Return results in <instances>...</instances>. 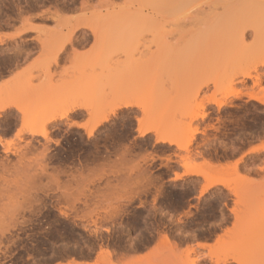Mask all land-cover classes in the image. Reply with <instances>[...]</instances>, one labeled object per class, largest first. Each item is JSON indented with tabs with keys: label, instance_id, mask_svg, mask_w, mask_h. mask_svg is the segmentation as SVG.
Masks as SVG:
<instances>
[{
	"label": "rangeland",
	"instance_id": "obj_1",
	"mask_svg": "<svg viewBox=\"0 0 264 264\" xmlns=\"http://www.w3.org/2000/svg\"><path fill=\"white\" fill-rule=\"evenodd\" d=\"M246 3L95 0L87 8L85 0L80 5L77 0H0V43L20 41L17 70L7 77L0 74V107L13 100L37 121L60 115L73 103L84 106L69 119L47 125L46 140L35 135L27 147L31 137L26 130L8 137V130L0 128L1 138L9 142L7 148L0 146V221L10 208L36 197L10 231L0 229V264L83 256L85 248L93 255L91 230L108 222L103 219L107 213L91 202V188L71 201L55 189L70 179L59 172L74 171L80 157L93 151L109 152L107 141L125 135L116 124L97 135L118 112L130 113L138 128L148 130L142 136L151 134L154 143L149 149L133 142L126 160L94 180L95 186L120 190L126 209L109 217L105 232L110 238L95 252V264H247L261 258L264 159L257 153L241 170L242 159L236 158L259 141L253 132L264 120V72L258 68L244 76L264 58V51L254 54L264 49V24L259 10ZM44 18L53 19L54 26L31 22ZM33 31L34 37L24 39ZM135 85L143 90L133 104L142 108L110 114L123 90ZM220 102L226 106L217 108ZM15 110L7 109L15 113L18 131L21 120ZM97 122L101 125L88 136L85 130ZM146 169H154L150 183ZM176 169L197 171L201 187L210 180L223 183L214 188L231 202L230 225L223 214L219 221H195L191 209L198 210L199 200L192 205L188 196L194 190L187 193L184 181L175 187L169 173L180 175ZM177 197L189 211L178 209ZM145 220L156 222L147 239L140 233Z\"/></svg>",
	"mask_w": 264,
	"mask_h": 264
},
{
	"label": "snow or ice",
	"instance_id": "obj_2",
	"mask_svg": "<svg viewBox=\"0 0 264 264\" xmlns=\"http://www.w3.org/2000/svg\"><path fill=\"white\" fill-rule=\"evenodd\" d=\"M81 0H77V5H80ZM95 4V0H85L84 6L91 8ZM250 9H258L261 23L264 24V0H247L245 5ZM32 23L35 24H47L48 26H54L55 21L53 19H36L32 20ZM35 32H29L24 39H29L34 37ZM19 38L12 40L8 39L0 43V74H3L5 77L14 73L17 69L16 65V44H18ZM71 52V46L66 47L65 54ZM260 71L264 72V65L260 66ZM248 84L251 87L253 81L248 80ZM261 103L264 104V99L261 100ZM264 112V109H261ZM15 113L11 111H0V128H6L8 131L5 133L6 136L11 137L16 133V128L18 125L13 124ZM112 124L121 126L124 129L125 135L118 138H113L107 141L109 152H105L103 148L99 151H93L87 156L80 157L79 166L73 165L74 171L64 173L59 172L58 175H67L70 177L68 181L64 183L63 186L56 188L55 190L60 194V198L64 200H75L78 198L79 194L87 193L89 188L92 192L95 193L91 197V202L95 203L96 206L107 213L106 217H103L104 220H107V223L100 222L98 226L91 231L94 233L90 240V246L93 251V255L88 254V249L85 248L84 255H75L73 256H57L55 260L48 262L37 261V264H72V260H75V264H95L94 254L98 252L101 247L105 246L106 241L110 238L105 229L111 227V221L109 217L119 216L125 212L124 202L121 199V191L113 186L105 188L103 184L99 186L94 185V180L102 172L108 171L110 168L118 166L124 160L128 158L131 154L129 149L132 148L133 142L137 145L143 146L148 145L149 149L154 143V138L151 134L146 136H141L137 140L139 135L138 122L127 112H118L114 117H112L108 123L101 127L97 133H103L106 128H109ZM253 134L259 135V141L253 140L251 145L243 148L241 152L237 153V159H242L241 170L244 167L252 164L256 159L255 154L259 153L260 159H264V120H261L254 128ZM260 145L257 147V145ZM154 169H146L144 172L146 182H151L155 179L151 173ZM176 172L181 173L180 175L172 176L169 175L176 182L175 187L180 188L181 181H184L183 187L187 191L194 190V195L188 196L192 198V205H196L197 199L199 200L198 210L194 207L191 209L192 215L195 217V221L201 222H211L219 221L221 219V214H223L228 225L231 224V219L229 217V209L231 208V202L226 203L224 199V194L217 188L204 186L201 187L203 183L197 178L196 175L184 172L180 169H176ZM36 197L32 199L31 203L25 204L23 207H12L5 214V217L0 221V229L5 233L10 231L15 222L20 219L21 212H27L32 206H34ZM178 209L181 211H189L187 203H179V197L176 198ZM147 212V210H146ZM156 226V222L152 221L151 224L145 220L140 227V233L142 236L147 239L149 232H153ZM188 244L195 247V241L189 240ZM11 255V253H10ZM9 264H15L14 261L9 262ZM247 264H264V248L261 250V258L258 261L252 260L248 261Z\"/></svg>",
	"mask_w": 264,
	"mask_h": 264
},
{
	"label": "bare ground",
	"instance_id": "obj_3",
	"mask_svg": "<svg viewBox=\"0 0 264 264\" xmlns=\"http://www.w3.org/2000/svg\"><path fill=\"white\" fill-rule=\"evenodd\" d=\"M247 30L249 29V28H246ZM245 29V30H246ZM70 42L69 43H71V40L70 39H68ZM73 40V39H72ZM68 42V41H67ZM262 49H260V50H258V51H256V53H254L256 56L258 55V54H260V53H262L263 51H264V49L261 51ZM255 57V56H254ZM261 65H264V58L262 59V61H260L259 63H257L255 66H253V67H251V68H249L250 69V71L249 70H247L245 73L242 71V73H244V76L246 77V78H249V77H251V75H250V73L249 72H253V71H257L258 70V68H260V66ZM241 73V74H242ZM125 74V68L123 69L122 68V70H120L119 72H118V74H117V77L119 78V79H121V77H123V75ZM141 90V91H140ZM142 87H139L138 85H135V86H133V87H131V88H128V89H124L123 90V92L120 94V99H119V101H117V103L115 104V106L111 109V111H110V114H112V115H114L115 114V112L117 111V110H120V109H123V108H130V107H140V109L142 108V105L141 106H138V105H135V104H133V101H134V99L137 97V95L139 96V94H141V92H142ZM229 92V91H228ZM230 93H226L225 94V96H227V95H229ZM224 96V97H225ZM215 105H216V107L217 108H220V107H222V106H226V104L225 103H223V102H220V103H215ZM15 107V111H17L19 114H20V120H21V124H20V127H21V129L20 130H18V131H16V134L18 133V134H20L22 131H24L25 132V130H26V133L29 135V137H31L30 138V140L25 144L26 145V147L28 146V145H30V143H31V141L34 139L33 137L35 136V135H40V137L42 138V139H45L46 138V136L48 135V132H47V130H46V126L47 125H50L51 123H53V122H56L57 120H66V119H69L70 117H71V115H73V113H75V111L76 110H79V109H83L84 108V106H81V105H78V104H71L70 105V107L66 110V111H64L62 114H60V115H58V114H53V115H51L50 117H45L44 119H41V120H37V121H33V120H31L32 118H30V115L31 114H28V113H25V112H23V110L21 109V108H17L16 106H15V102L13 101V100H10V101H8L5 105H3L2 107H0V111H4V110H7V109H9V108H11V107ZM139 109V110H140ZM42 115V114H41ZM103 121H106V119H103ZM95 125V126H94ZM90 129H86L85 131H87V134H88V136H91L92 134H93V131L95 130V128L97 127V126H99V125H101V122H97L96 124H94ZM73 126V125H72ZM78 126V125H77ZM81 126V125H80ZM84 127V125H82V128ZM139 133H140V135L142 136V135H144L145 133H147V129H145L144 127H140L139 126ZM15 134V135H16ZM23 133H21L20 135H22ZM17 136V135H16ZM20 138V137H19ZM21 139H22V137H21ZM46 140V139H45ZM162 141H165L164 139L162 140ZM161 141V142H162ZM24 142V141H23ZM33 142V141H32ZM42 142V141H41ZM24 145V146H25ZM0 146L1 147H3V148H7L8 146H9V142L8 141H6V140H4V139H2L1 138V136H0ZM31 146H29V148H30ZM28 149V148H27ZM4 166V165H3ZM2 168V167H1ZM3 169V168H2ZM195 170V169H194ZM189 173L190 174H194V175H199L198 173H197V171L196 172H194V171H191V169H190V171H189ZM200 173V172H199ZM202 175V174H201ZM200 175V176H201ZM208 183L206 184V186H209V187H214L215 185H217V184H219V183H221V182H217V181H207ZM220 185H223V183H221ZM2 233H4L3 231H2ZM1 233V234H2ZM200 247H209L208 245H206V244H202V245H200ZM264 247V246H263ZM259 253H261V251H259ZM234 257L235 256H233L232 257V259H234ZM236 262H238V261H240L241 260V256L240 257H238L237 259H234Z\"/></svg>",
	"mask_w": 264,
	"mask_h": 264
},
{
	"label": "crops",
	"instance_id": "obj_4",
	"mask_svg": "<svg viewBox=\"0 0 264 264\" xmlns=\"http://www.w3.org/2000/svg\"><path fill=\"white\" fill-rule=\"evenodd\" d=\"M259 146H260V145L258 144L257 147H259ZM256 154H257V153H256ZM94 260H96L95 257H94ZM72 264H75V260H74V259L72 260Z\"/></svg>",
	"mask_w": 264,
	"mask_h": 264
}]
</instances>
